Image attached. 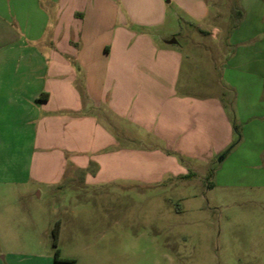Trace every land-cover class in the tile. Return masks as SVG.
<instances>
[{"label":"crops","instance_id":"crops-1","mask_svg":"<svg viewBox=\"0 0 264 264\" xmlns=\"http://www.w3.org/2000/svg\"><path fill=\"white\" fill-rule=\"evenodd\" d=\"M118 2L146 29L115 25L112 0H0V264L24 256L14 246L47 241L56 221L42 199L63 184L195 175L232 140L218 98L179 90L174 36L207 7L195 15L189 0ZM241 2L223 75L240 139L214 176L254 187L264 185V0ZM42 258L51 262V253Z\"/></svg>","mask_w":264,"mask_h":264},{"label":"rangeland","instance_id":"rangeland-1","mask_svg":"<svg viewBox=\"0 0 264 264\" xmlns=\"http://www.w3.org/2000/svg\"><path fill=\"white\" fill-rule=\"evenodd\" d=\"M112 1L120 14L106 11L103 18L115 16V25L126 30L146 29L131 23L125 8ZM241 1L247 2L199 0L196 8L189 0L185 7L190 13H201L203 5L207 15L191 24L179 22L174 36L182 55L179 90L218 98L238 128L234 92L223 75L235 50L229 35L241 20ZM234 139L232 132L229 145ZM218 162L219 156L206 171L163 177L158 183H65L55 197L42 201L46 215L54 213L52 219L59 222L56 250L68 262L54 260L49 232L40 247L14 246L24 256L10 264H264V185L225 184L223 177L214 176ZM228 170V165L222 167V173ZM50 253L47 263L42 257Z\"/></svg>","mask_w":264,"mask_h":264},{"label":"trees","instance_id":"trees-1","mask_svg":"<svg viewBox=\"0 0 264 264\" xmlns=\"http://www.w3.org/2000/svg\"><path fill=\"white\" fill-rule=\"evenodd\" d=\"M241 12L239 11L238 12V17H241ZM237 25H233L232 27H236ZM232 132L234 133V136H235V139L232 141V143L224 150L220 153L219 155V161L225 156L227 155L231 149L237 144V142L239 141L240 139V131H239V128L238 126L233 122L232 124ZM167 154H171L173 156H175L179 162L182 160V158L176 154V153H172V152H169V151H165ZM58 232H59V222L56 221L53 225V227L51 228L50 230V236H51V245L53 248H55V251H54V260L56 262H68L66 260H62L58 257V251L56 250V240H57V236H58ZM70 264H72V262H69Z\"/></svg>","mask_w":264,"mask_h":264},{"label":"water","instance_id":"water-1","mask_svg":"<svg viewBox=\"0 0 264 264\" xmlns=\"http://www.w3.org/2000/svg\"><path fill=\"white\" fill-rule=\"evenodd\" d=\"M171 43H175V41L174 40H172V42Z\"/></svg>","mask_w":264,"mask_h":264}]
</instances>
